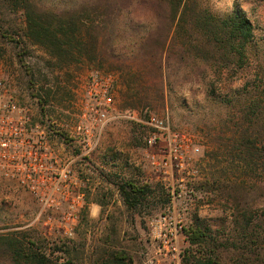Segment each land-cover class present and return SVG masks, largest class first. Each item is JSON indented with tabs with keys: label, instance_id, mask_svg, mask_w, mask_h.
Instances as JSON below:
<instances>
[{
	"label": "rangeland",
	"instance_id": "1",
	"mask_svg": "<svg viewBox=\"0 0 264 264\" xmlns=\"http://www.w3.org/2000/svg\"><path fill=\"white\" fill-rule=\"evenodd\" d=\"M49 1L61 7L79 2ZM206 3L218 13L242 7L255 26L256 48L249 63L221 92L231 94L244 81L253 79L260 67L264 68V0ZM21 19L20 13L9 6H0V89L27 109V173L29 168L33 174H27V187L0 178V218L30 230L46 244L86 238L91 252L101 243L99 239L114 234L135 257L133 264H183L187 247L184 233L193 218L218 224L225 217L204 190L195 189V182L211 176L221 166H229L207 134L213 127L216 132L225 128L223 121L230 106L220 99L208 100L199 89L191 93L186 69L172 76L177 86L175 92H166L163 104L132 109L125 102L126 78L120 64L54 68L50 64L53 57L44 48L27 38L19 47L7 38L8 27L13 29L9 32L12 36L20 34L16 25ZM124 39L121 43L129 44L130 40ZM21 59L30 66L33 76ZM31 79L37 83L35 88L30 85ZM41 89L51 90L45 110L36 96ZM104 110L107 118L100 120ZM151 115L166 119L179 135L178 143L186 150L179 164H159L166 142L161 137L156 145L150 143V137L157 134L148 123ZM35 153L43 155L44 168L36 161ZM121 178L150 183L154 195L144 206L129 210L118 191ZM258 188L264 193V182ZM175 226L182 227L178 254L162 247L159 237L161 230Z\"/></svg>",
	"mask_w": 264,
	"mask_h": 264
},
{
	"label": "trees",
	"instance_id": "2",
	"mask_svg": "<svg viewBox=\"0 0 264 264\" xmlns=\"http://www.w3.org/2000/svg\"><path fill=\"white\" fill-rule=\"evenodd\" d=\"M4 5L22 18L16 25L20 34L12 36L8 27L7 38L19 47L27 38L44 48L53 57L52 67L120 64L125 102L132 109L163 104L166 92H175L177 86L172 76L186 69L191 93L199 89L208 100L230 106L225 128L216 132L213 127L207 134L229 166L195 182V189L204 190L225 217L218 224L193 218L184 233L182 262L264 264V193L258 188L264 182V68L231 94H221L256 48L255 26L242 7L218 13L206 0H79L69 7L49 0H0ZM124 38L129 44L121 43ZM30 85L35 88L37 83L31 79ZM50 94L41 89L36 95L42 110L50 104ZM117 187L129 210L144 206L155 192L148 182L126 178ZM20 227L0 218V264L135 262L114 234L99 239L90 252L86 238L46 244Z\"/></svg>",
	"mask_w": 264,
	"mask_h": 264
},
{
	"label": "built area",
	"instance_id": "3",
	"mask_svg": "<svg viewBox=\"0 0 264 264\" xmlns=\"http://www.w3.org/2000/svg\"><path fill=\"white\" fill-rule=\"evenodd\" d=\"M111 98H107L110 105ZM107 111H101L100 120L107 118ZM148 123L155 128L157 134L150 137V143L156 145L161 137L166 142L163 149L164 158L159 164L163 166L173 165L174 162L180 163L183 160L186 150L178 143L179 135L174 132L169 122L159 116L151 115ZM27 109L19 106L13 96L0 89V178L17 183L22 187H27V174L30 177L31 169L27 173ZM199 151V147L195 148ZM39 161L41 168L43 155H34ZM36 169L34 168V171ZM182 227L175 226L168 230L165 228L160 231L161 246L168 248L175 253L178 252L177 239L180 236ZM72 234V231L70 232Z\"/></svg>",
	"mask_w": 264,
	"mask_h": 264
}]
</instances>
